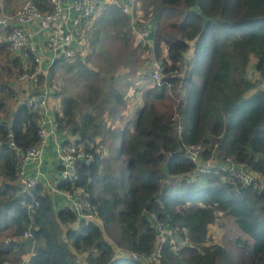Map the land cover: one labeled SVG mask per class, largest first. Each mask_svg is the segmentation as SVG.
Instances as JSON below:
<instances>
[{
	"label": "trees",
	"instance_id": "trees-1",
	"mask_svg": "<svg viewBox=\"0 0 264 264\" xmlns=\"http://www.w3.org/2000/svg\"><path fill=\"white\" fill-rule=\"evenodd\" d=\"M32 1L41 11L51 9L48 0ZM101 15L95 35L123 19L119 7L106 3ZM153 16L152 48L136 43L131 32L121 35L152 55L150 65L161 63L160 86L141 89L139 106L128 109L130 84L104 86L103 77L85 64L98 41L85 26L90 53L56 60L50 69V85L63 69L91 90L83 96L53 90L61 103L58 129H68L92 155L78 164L77 179L56 186L85 187L98 222L78 220L69 206L55 209L41 183L25 192L16 183L19 159L10 142L23 151L35 146L41 115L16 104L7 119L13 77L25 69L0 40L8 54L6 66L0 64V264H146L131 253L153 254L155 232L147 213L176 228L183 241L178 251L161 246L158 264H264V189L221 171L190 183L194 164L183 154L188 145L217 143L220 152L264 178V0H161ZM251 57L255 80L248 77ZM102 144L116 158L113 169L102 166ZM33 201L38 206L28 209ZM221 214L249 240L205 245ZM26 230L30 238L5 242Z\"/></svg>",
	"mask_w": 264,
	"mask_h": 264
},
{
	"label": "built area",
	"instance_id": "built-area-1",
	"mask_svg": "<svg viewBox=\"0 0 264 264\" xmlns=\"http://www.w3.org/2000/svg\"><path fill=\"white\" fill-rule=\"evenodd\" d=\"M107 0H48L51 5L49 11H41L32 0L21 2L10 11L0 8V28L6 33L2 41L16 57L24 63V69L13 77L14 83L19 85L25 81L37 83L40 90L35 93L13 96L18 105H23L41 115L39 120V141L25 151L21 150L13 142L10 148L16 152L19 159V170L16 183L21 191H29L36 184L41 183L43 191L50 193L53 206L56 197L61 199V206L71 207L78 220L96 221L98 216L95 207L89 201V193L85 187H78L73 191L60 190L56 183L59 180L73 181L78 177V164L92 159V155L84 151L82 145L75 142V136L68 129L60 131L56 135V145L53 151L54 162L58 165V172L50 180L45 178L43 172L44 156L46 154V138L48 135V120L46 119V107L51 95L48 76L50 69L56 60H71L78 50L84 46L85 31L84 21L94 14ZM120 9L130 16L136 43H147L153 32V20L137 23L138 13L134 10L133 0L120 1ZM32 25L46 34L43 45L40 47L35 42L31 29ZM161 63L152 61L150 81L160 86L162 80ZM263 83V82H262ZM261 83V84H262ZM264 86V83H263ZM264 88V87H263ZM184 156L194 164L187 181L192 183L197 177L204 174L224 172L229 178L240 181L244 185L258 186L264 189V178L256 170L250 168L244 162H237L233 157L225 155L218 150V144L198 143L184 148ZM30 167V169L28 168ZM38 206L37 201L28 205ZM55 207V206H54ZM146 219L154 228L155 246L150 257L139 256L131 253L134 259L141 258L146 264H158L157 256L161 246H170L173 251H178L183 246L179 232L166 221H162L155 213H147ZM31 237L26 230L21 236L8 238V242L19 241Z\"/></svg>",
	"mask_w": 264,
	"mask_h": 264
},
{
	"label": "rangeland",
	"instance_id": "rangeland-1",
	"mask_svg": "<svg viewBox=\"0 0 264 264\" xmlns=\"http://www.w3.org/2000/svg\"><path fill=\"white\" fill-rule=\"evenodd\" d=\"M136 2H138L142 12H144L148 18H151V16L155 14L156 8H158L161 4V0H136ZM6 3H8V1H6ZM138 18L143 22L145 21V18L142 14H138ZM94 22L100 28V24L98 20H96L95 16H91L87 20L86 24L88 27H95L92 25ZM89 31L92 32V29H89ZM122 31L114 26L107 25L106 30L100 32L93 52L90 53L89 48L87 47L82 51L84 53L82 57H86L90 53L89 58L85 60V64L89 69L97 72L101 78L103 77L104 86L114 84L118 81H120V84H130V86L126 89V95L130 100H128V102L129 104L134 103L136 106H139L141 102L139 94L143 89L152 85V82L150 81L151 67L149 63L151 55H145V53L141 52L142 50L136 48V46L131 41L126 42V38L121 37L123 34ZM253 59V57L250 58V63L248 65V77L252 80L254 78L252 77L250 70L253 68ZM7 60L8 54L0 50V63H5ZM12 85H16V83L13 81ZM49 86L52 85L49 83ZM261 86L262 88L264 87L263 83ZM52 87V92L54 89H56L57 92H61L65 95H72L73 93L80 92V94L83 96V93L86 95L91 93V90L88 88L87 82L84 79L67 73L63 69H57V75L55 76ZM54 99L57 101L60 100V97H53L52 101H54ZM105 118H108L107 114L105 115ZM96 142H100V139L97 138ZM107 150L108 149L104 144L101 145L100 149L97 148L98 153L104 158L102 164V166H104L103 168L107 167V169H109L111 165L113 169L116 163V158L114 157L113 153ZM108 156H110V158ZM102 166L101 171L103 169ZM116 171L117 170L113 172ZM58 208L59 206H57V209ZM237 238L249 240L248 236L241 233L237 229L231 217L221 214L218 215L216 222L210 225L208 229V239L205 245L214 243L225 244L226 241H232ZM31 254L32 252L29 255ZM29 255L27 256V259ZM27 259L25 261H27Z\"/></svg>",
	"mask_w": 264,
	"mask_h": 264
},
{
	"label": "crops",
	"instance_id": "crops-1",
	"mask_svg": "<svg viewBox=\"0 0 264 264\" xmlns=\"http://www.w3.org/2000/svg\"><path fill=\"white\" fill-rule=\"evenodd\" d=\"M6 1H8V3H6ZM120 1H122V0H107L103 4L106 3V4H109V5H113L115 7H119V10L121 11L120 4H119ZM20 2H21V0H0V8H2L3 10L10 11V10H13ZM133 3H134L133 6H134L135 12L143 13V17L145 18L144 23H147V22H149V21L154 19V17L148 18L146 16V14H144V12H142V9L140 8V6H139L138 2H136V0H133ZM103 4L100 7H98V10H96L97 12H95L93 14V16H95V18H96V20H98V22H99L98 18L99 17L102 18L101 13H102ZM121 13L123 14L122 17L124 19V24H123V19H122V20H119V21H115L112 25H109V26H114V27L120 29V31L123 30L122 32H124V33L131 32V35L134 36L135 34L133 32V26H132V21L130 20V16L128 14L123 13L122 11H121ZM136 22L139 23V22H141V20L139 19ZM86 23H87V20L84 21V26H85V29L89 32V38L91 37V39H93L95 36H96V38L97 37L99 38V34L100 33H97V35H95L96 30L100 29L96 25V23L94 22L92 24L95 27H88ZM100 26H102V25H100ZM118 26H120L121 28L118 27ZM108 28H110V27H108ZM31 29H32V32H33V35H34L35 42L38 45V47H40L41 44L43 45V43H44V40L46 38V34L44 32H41L37 28L36 25H32ZM89 29H92V32H90ZM87 31H86V34L88 35ZM5 33H6L5 29L0 28V39L1 40H2V37L4 36ZM93 33H94V36L92 35ZM86 34H85L84 46L80 50L82 56L84 54L82 51L85 50V48H87V42H86L87 36H86ZM153 34L154 33L152 32L151 33V37H150L149 41L147 42L149 44V46H151V48H152V45H153V40H152L153 39ZM8 51H9V53L12 56L15 57V55L10 50H8ZM78 52H79V50H78ZM162 52H163V54H165V49L162 50ZM253 62H254V59H253ZM0 64H1V66L2 65L6 66L3 63H0ZM150 67H151V65H150ZM250 71L252 72V69ZM252 77L254 79H257L256 74H253ZM48 78H50V74H49ZM49 88H50V90H52L50 86H49ZM13 89H14V95H17V94L26 95V94L35 93L36 91L40 90L38 83H33V82H30V81H25V82H23V83H21L19 85H13ZM53 92L51 91V95H50V97L48 99V103H47V107H46V119L48 120V124H47L48 135H47V138H46L47 148H46V154L44 156L43 172H44L45 178L47 179V182H48V180H50L52 178V176H55L56 173L58 172V165L54 162V158H53V151H54V148H55V145H56V142H57L56 135L58 133V126H57V122H56V118H55V113L56 112L60 113L61 103H60V100L56 101L54 99L55 102L52 101V98L53 97L55 98L57 96V95L55 96V94ZM13 96L10 99H7V101H6V108H8V110H9L8 111V115H7V119L8 120L11 119V117H12L11 113L13 112V110H15V107H16L15 105L17 104L14 101ZM130 105L132 106V104H129V102H128V109L131 107ZM2 116H3V114H2ZM28 168L30 169V167H28ZM48 194H50V193H48ZM55 202H56L54 204V206H55L54 208L55 209L57 208V206L62 207L61 206V199L59 197H56ZM22 259L24 260L25 257L22 258Z\"/></svg>",
	"mask_w": 264,
	"mask_h": 264
},
{
	"label": "water",
	"instance_id": "water-1",
	"mask_svg": "<svg viewBox=\"0 0 264 264\" xmlns=\"http://www.w3.org/2000/svg\"><path fill=\"white\" fill-rule=\"evenodd\" d=\"M197 9H198L197 6H195V7H194V10L197 11Z\"/></svg>",
	"mask_w": 264,
	"mask_h": 264
}]
</instances>
